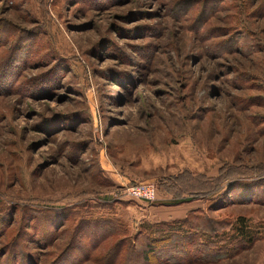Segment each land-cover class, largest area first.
Masks as SVG:
<instances>
[{
    "label": "rangeland",
    "instance_id": "obj_1",
    "mask_svg": "<svg viewBox=\"0 0 264 264\" xmlns=\"http://www.w3.org/2000/svg\"><path fill=\"white\" fill-rule=\"evenodd\" d=\"M184 200L259 237L180 264H264V0H0V264H131Z\"/></svg>",
    "mask_w": 264,
    "mask_h": 264
},
{
    "label": "trees",
    "instance_id": "obj_2",
    "mask_svg": "<svg viewBox=\"0 0 264 264\" xmlns=\"http://www.w3.org/2000/svg\"><path fill=\"white\" fill-rule=\"evenodd\" d=\"M189 201H182L179 204H168L169 206H178ZM193 213L187 217L176 220L162 221L157 224H149L148 230L151 234L145 238L146 242L143 248L132 247L129 252L128 260L131 264H140V259L145 264L150 262L154 255H165L163 264H180L178 257H186V263L191 256L192 251L201 256L205 251L212 255L214 259H225L235 255L240 250L250 247L258 239L255 230L247 228L245 224L234 227V232L226 238L223 234L217 233L211 226L212 221H207L199 217H192ZM192 217V218H191ZM196 218V222L194 220ZM116 220L110 218V230L114 229L113 222ZM244 221V219H241ZM206 230L210 231L207 234ZM204 235H212L203 239ZM202 242H199L201 241ZM214 243H228L231 247L225 251L224 247H215ZM195 245H194V244Z\"/></svg>",
    "mask_w": 264,
    "mask_h": 264
},
{
    "label": "built area",
    "instance_id": "obj_3",
    "mask_svg": "<svg viewBox=\"0 0 264 264\" xmlns=\"http://www.w3.org/2000/svg\"><path fill=\"white\" fill-rule=\"evenodd\" d=\"M124 193L133 200L145 203H154L156 198V187L151 182H134L133 184L124 185Z\"/></svg>",
    "mask_w": 264,
    "mask_h": 264
},
{
    "label": "crops",
    "instance_id": "obj_4",
    "mask_svg": "<svg viewBox=\"0 0 264 264\" xmlns=\"http://www.w3.org/2000/svg\"><path fill=\"white\" fill-rule=\"evenodd\" d=\"M159 209V208H158ZM192 205H181L177 207H160L158 211H160V222L182 219L186 216V214L193 210Z\"/></svg>",
    "mask_w": 264,
    "mask_h": 264
}]
</instances>
